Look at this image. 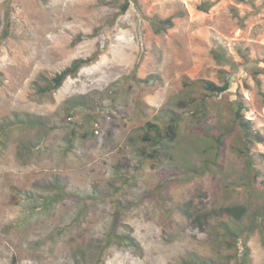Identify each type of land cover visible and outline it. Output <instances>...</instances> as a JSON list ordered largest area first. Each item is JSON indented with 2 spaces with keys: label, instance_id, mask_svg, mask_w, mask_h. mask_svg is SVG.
<instances>
[{
  "label": "rangeland",
  "instance_id": "1",
  "mask_svg": "<svg viewBox=\"0 0 264 264\" xmlns=\"http://www.w3.org/2000/svg\"><path fill=\"white\" fill-rule=\"evenodd\" d=\"M126 1L0 0V264H239L246 247L264 264V0H130L122 14ZM155 18L174 27L156 33ZM97 50L58 91H38ZM79 96L90 106L73 108ZM167 110L180 133L154 164L142 128ZM229 206L246 208L241 221Z\"/></svg>",
  "mask_w": 264,
  "mask_h": 264
},
{
  "label": "trees",
  "instance_id": "2",
  "mask_svg": "<svg viewBox=\"0 0 264 264\" xmlns=\"http://www.w3.org/2000/svg\"><path fill=\"white\" fill-rule=\"evenodd\" d=\"M129 6H130V0H127L125 4L122 6L121 13L122 14L126 13L129 9ZM212 6L213 4L206 3L203 6H201V10L208 11L209 8H211ZM180 15L183 16L184 14L181 13ZM6 20H7L6 28L3 34V37L5 38L9 36V28H10L9 11L7 12ZM152 25L154 26L156 33H162L164 30L174 27V20L173 18H168L165 20H161L160 18H155L152 22ZM101 32L102 31L100 29L91 35H85V36L81 35L79 37V40L81 41V40L93 38L98 33L100 34ZM100 55H101L100 50H97L91 58L88 59L81 58L74 60L70 66L66 67L61 72L56 74L54 78L48 81V84L46 86L40 87L38 91L41 94H50L58 91L68 78L76 77L81 71V69L93 63V61L97 60ZM241 55H243L242 52ZM213 56L215 60L218 61L219 63H227V64L230 63L234 65V62L231 60V58H229L227 53L222 48H218V50L214 51ZM258 74L259 72L256 73V76ZM146 82H150V79L147 80ZM204 89L207 92L212 93L213 95L221 96L229 91L230 85L229 82H225L223 86H218L213 82L206 81L204 82ZM181 101H182V105H186V103H188L187 101L184 100ZM71 103H74L73 108L82 107L83 109H86L87 107L90 106L89 100H87L86 97H81V96L77 97ZM242 112H243V104L239 102L236 104L235 107V122L238 123L243 129V132L248 135L249 130L246 125V123L248 122L244 121ZM166 115L169 116V119L167 121L159 120L157 123L148 122L144 126V128H142L143 134L141 135L140 140L142 141L143 145L139 149V154L143 158H147V160L152 161L154 164H162L165 161L169 160V158L171 157L170 151L172 144L175 143L180 133V128H181L180 125L182 120L181 114H179V117H176L177 113L167 110ZM30 117L31 116L28 115L26 120H23L22 124L27 126H37V125H41L40 123H42V125L46 123L43 122L41 118L38 120H30ZM259 140L264 141L263 138H259ZM216 143L218 149H220L223 146L224 142L222 135L216 137ZM241 154L245 157L247 166L251 168L253 164V158L250 155L249 150H247V148L245 149L243 148L241 149ZM64 194H66L65 189L63 187H59L55 195L43 197L45 201L44 204L46 206L53 205L57 203L64 196ZM221 213L239 222L244 217L246 213V208L244 206H229L222 208ZM257 218H262L260 227L262 229V233L264 236V206L259 211ZM225 229L227 231V235L233 238L232 240L235 241L237 237H239L237 236L238 233L236 232L237 231L236 229H232L228 226H226ZM115 240L117 241V239ZM245 247H246V243H245ZM103 251H105V248ZM249 255H250V249L246 247L241 262L239 264H249Z\"/></svg>",
  "mask_w": 264,
  "mask_h": 264
}]
</instances>
